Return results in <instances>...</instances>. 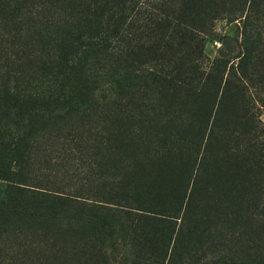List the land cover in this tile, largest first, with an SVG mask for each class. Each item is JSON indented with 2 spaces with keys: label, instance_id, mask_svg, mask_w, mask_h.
<instances>
[{
  "label": "rangeland",
  "instance_id": "obj_1",
  "mask_svg": "<svg viewBox=\"0 0 264 264\" xmlns=\"http://www.w3.org/2000/svg\"><path fill=\"white\" fill-rule=\"evenodd\" d=\"M47 9L0 21V264H264V0Z\"/></svg>",
  "mask_w": 264,
  "mask_h": 264
},
{
  "label": "trees",
  "instance_id": "obj_2",
  "mask_svg": "<svg viewBox=\"0 0 264 264\" xmlns=\"http://www.w3.org/2000/svg\"><path fill=\"white\" fill-rule=\"evenodd\" d=\"M62 2V0H0V21L6 20L11 25V27H14L13 30H10L9 34L13 35L16 33H19L24 31L22 28H20L23 24H26L27 21L31 20L33 15L32 13H39L38 8L45 9L46 13H49L50 9H53L55 7V3ZM41 15V11H40ZM40 19L37 21H33L34 27H43L44 24L47 23L48 19ZM37 28V29H39ZM35 29V30H37ZM108 31V28L101 30V35L99 34L100 42H98V45L105 40L106 32ZM41 32V30L39 31ZM34 34V33H33ZM36 35V34H35ZM2 37V33L0 32V38ZM98 37V36H97ZM96 46L94 43L92 44ZM3 45L0 43V51H3ZM133 84L135 83V77L132 79ZM48 95L45 91H33L28 89H23L20 92L16 93H9L4 96V102L7 106H4L3 111L5 114L9 113L12 109L11 107H22L24 105H29V109L27 110L29 112H32V115L36 118V122L38 123L41 121L44 117L43 113H38L36 111V107H39L43 110H49V108L53 105H55V102H52L50 98H48ZM52 97V96H51ZM72 96L67 97L65 100L66 102H69V99H71ZM11 104L10 106L8 105ZM32 108V109H31ZM22 145L21 140L14 141H4L0 140V180L5 181V185L0 184L2 188H5L6 190H10L11 192H23L24 189L21 186H17V182L12 180V175L14 174L12 172V167L8 163L12 162V160L15 159H21L20 155L22 153V149L20 147ZM12 165V164H11Z\"/></svg>",
  "mask_w": 264,
  "mask_h": 264
}]
</instances>
